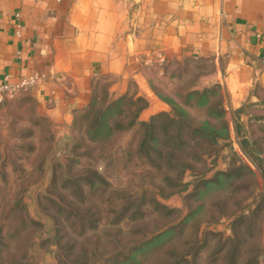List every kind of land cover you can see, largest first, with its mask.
<instances>
[{
  "label": "rangeland",
  "instance_id": "374dc122",
  "mask_svg": "<svg viewBox=\"0 0 264 264\" xmlns=\"http://www.w3.org/2000/svg\"><path fill=\"white\" fill-rule=\"evenodd\" d=\"M158 67L163 74L153 89L167 107L163 113L181 126L187 119L193 126L208 122L221 136L226 93L221 86L195 89L211 65ZM106 87L96 84L92 110L80 111L70 126L54 125L31 90L0 103V264H183L185 258L228 264L207 234L231 237L232 218L256 205L262 229L252 231L238 262L264 264V108L224 109L230 137L216 147L195 145L188 136L175 150L170 123L162 119L163 154L145 159L136 152L139 130H127L144 100L112 99ZM120 99L124 130L89 140L88 115L111 119L106 108ZM157 237L156 250H149Z\"/></svg>",
  "mask_w": 264,
  "mask_h": 264
},
{
  "label": "crops",
  "instance_id": "0c3cea01",
  "mask_svg": "<svg viewBox=\"0 0 264 264\" xmlns=\"http://www.w3.org/2000/svg\"><path fill=\"white\" fill-rule=\"evenodd\" d=\"M211 65L195 87L221 86L224 109L264 108V0H0V81L31 76L38 107L57 126L87 108L96 84L108 97H140L139 122L168 111L146 66Z\"/></svg>",
  "mask_w": 264,
  "mask_h": 264
},
{
  "label": "trees",
  "instance_id": "16d2710c",
  "mask_svg": "<svg viewBox=\"0 0 264 264\" xmlns=\"http://www.w3.org/2000/svg\"><path fill=\"white\" fill-rule=\"evenodd\" d=\"M207 91L193 92L191 93V97H201L206 94ZM123 102V99L117 100L113 102L106 109L107 112H113V118L107 119L105 114L100 112L91 113L88 115V127H87V138L92 139L94 142L98 139H106L113 135L114 132H122L124 128L121 126L120 121L117 119L120 114H124L126 111H122L120 109V104ZM206 106V105H205ZM89 107V106H88ZM92 107L87 108L88 112ZM122 108V107H121ZM203 108L207 109L203 106ZM143 108L138 109L135 116H133V122L129 124V129L137 128L135 134L136 135V152L139 156H143L145 159H150L149 157L155 158L157 160L160 159L163 152L159 148V140L160 132H163L162 128V119H167L168 123H170V128L172 130V135L174 136L172 139V146L180 148L184 144L182 138L188 137L190 140H195V145L198 144L202 146L203 144H208L211 147L218 146L220 142L229 141V128L228 123L225 120L224 109L219 115V132H221V136L218 132H215L214 127L211 126L208 122H203L200 125H194L190 123V119H187L189 124L182 125L179 124L177 119L170 118L169 114L162 113L157 116H154L150 119L148 123H138V115L142 111ZM242 110H237L239 113ZM128 112V111H127ZM129 114V112H128ZM216 134H215V133ZM152 144L156 145L157 148H152ZM170 158L175 159L176 156L170 152ZM250 172V170H248ZM102 182V181H101ZM104 183V182H103ZM153 204L157 207H160L155 200H151ZM261 215V207L256 205L253 210L241 211L239 214L235 215L231 220V228L232 234L231 237L223 238L221 234L210 233L207 234L212 239H217L219 243V260H227L228 264H239L238 260L246 254V251L242 248V245L247 243L248 239L252 237V231L254 229H262V221L258 222V226H256V222ZM258 227V228H257ZM163 236V235H162ZM160 237L152 239L155 241V244L152 242L148 243V249L153 250L156 246V242ZM151 240V241H152ZM196 244V242H195ZM243 249V250H242ZM156 250V248H155ZM154 253V252H153ZM183 264H190L185 260H182ZM247 264V263H246Z\"/></svg>",
  "mask_w": 264,
  "mask_h": 264
},
{
  "label": "built area",
  "instance_id": "2783aa9c",
  "mask_svg": "<svg viewBox=\"0 0 264 264\" xmlns=\"http://www.w3.org/2000/svg\"><path fill=\"white\" fill-rule=\"evenodd\" d=\"M147 59L148 61L145 64L146 66H159L165 62L163 54L159 52H154L153 55ZM37 82V76L20 79L16 83H12L8 77H4L3 80L0 81V103L21 90H32L36 86Z\"/></svg>",
  "mask_w": 264,
  "mask_h": 264
}]
</instances>
